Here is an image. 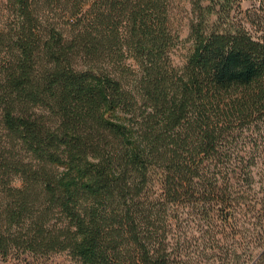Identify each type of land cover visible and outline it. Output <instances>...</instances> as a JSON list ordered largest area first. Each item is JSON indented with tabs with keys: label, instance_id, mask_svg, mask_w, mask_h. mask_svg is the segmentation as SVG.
<instances>
[{
	"label": "trees",
	"instance_id": "obj_1",
	"mask_svg": "<svg viewBox=\"0 0 264 264\" xmlns=\"http://www.w3.org/2000/svg\"><path fill=\"white\" fill-rule=\"evenodd\" d=\"M189 2L6 0L0 259L264 264V0Z\"/></svg>",
	"mask_w": 264,
	"mask_h": 264
},
{
	"label": "rangeland",
	"instance_id": "obj_2",
	"mask_svg": "<svg viewBox=\"0 0 264 264\" xmlns=\"http://www.w3.org/2000/svg\"><path fill=\"white\" fill-rule=\"evenodd\" d=\"M6 0H0V23L4 21L5 16L8 13V10L5 6ZM178 5V10L180 11V17L182 18L183 25V37L187 39L189 37V28L187 25L188 13L190 10L189 0H176ZM245 5H249V2H246ZM191 44V41H186L184 45L175 52L176 62L182 63L185 60V57L188 52V47ZM14 184L21 185L22 180L17 177L14 181ZM13 260H10L9 263L0 259V264H13ZM33 264H80L75 258H73L67 252L52 254L48 257H42L37 259H32Z\"/></svg>",
	"mask_w": 264,
	"mask_h": 264
}]
</instances>
